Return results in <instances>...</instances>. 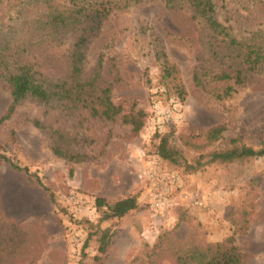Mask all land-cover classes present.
Here are the masks:
<instances>
[{
  "label": "rangeland",
  "instance_id": "rangeland-1",
  "mask_svg": "<svg viewBox=\"0 0 264 264\" xmlns=\"http://www.w3.org/2000/svg\"><path fill=\"white\" fill-rule=\"evenodd\" d=\"M212 1L216 19L234 38L264 40V0ZM76 5L0 0V116L11 102L5 75L26 64L47 82L69 81L70 55L81 35V80L94 79L101 62L95 91L109 87L121 108L120 117L108 121L92 117L81 103L25 98L0 124L1 154L28 171L0 161V264H93L97 236L89 238L85 257L82 248L96 228L112 232L100 264H175L182 250L228 241L243 264H264V157L206 158L232 140L264 149V65L251 69L186 1L113 0L99 25L87 16L81 24L54 21ZM164 54L176 68L172 82L162 73ZM222 73L231 79L214 78ZM175 81L185 87L183 101ZM123 116L139 118L140 130L132 131ZM217 127L221 136L212 141L207 133ZM163 135L178 163L155 154ZM55 147L76 158L58 157ZM152 160L176 177L159 211L150 205L151 186L137 178ZM197 162L202 166L187 168ZM129 196L137 208L120 219L95 205L97 198L112 203Z\"/></svg>",
  "mask_w": 264,
  "mask_h": 264
},
{
  "label": "trees",
  "instance_id": "trees-1",
  "mask_svg": "<svg viewBox=\"0 0 264 264\" xmlns=\"http://www.w3.org/2000/svg\"><path fill=\"white\" fill-rule=\"evenodd\" d=\"M49 2L52 0H43ZM73 5L78 3L77 0H69ZM113 0H94L93 3L89 2L86 7L85 4L76 5L74 13L69 12L68 17H64L62 14L55 16V22H61L65 25H71L70 23H83L80 20L82 17L90 18L92 23L98 24L100 18L108 15L111 10L110 5ZM168 3H175L176 1H186L188 6L199 16L206 28L212 33V36L216 39L219 37L222 41L228 42L231 48H235L238 52V57L242 59L245 64H248L251 69L256 68L259 65H264V40L260 41L261 36L252 37L251 41H239L231 35L230 29L223 25L216 19L215 5L212 0H167ZM80 6V7H79ZM87 11V13H86ZM81 15V16H80ZM80 16V17H79ZM87 16V17H86ZM91 32L96 30L95 27H90ZM85 38L81 35L76 41L73 50L70 55V71L68 80H57L55 82H47L42 79L40 73L35 71L29 65H20L14 72L5 75L6 86L11 96V102L8 105L6 111L0 116V124L8 120L14 113L16 107L25 100V98L34 99L39 103H46L52 99L67 100L77 106L81 103V107L85 108L92 117H100L108 121L115 120L120 117L121 108L111 101L110 88L99 89L94 88V82L99 75L100 64L97 63L96 73L94 79L88 81H82L81 75L83 73L84 55L81 52V48L84 46ZM158 55V53H157ZM164 61L161 68L165 78L172 81L176 80V68L170 64L163 55ZM240 75L234 76L235 81L239 80ZM217 80L231 79V76L227 73L217 75L214 77ZM174 89L176 90L177 98L180 101L185 99V91L182 82L175 81ZM230 89L225 91L224 95H228ZM139 114V113H138ZM141 116V115H140ZM122 122L132 126V131L138 132L140 130L142 121L136 116H123ZM222 130L220 128H214L209 131L208 138L212 141L217 140L221 136ZM233 144L230 148L224 150L213 151L206 156L207 161H218L233 163L237 161H244L254 158L264 157V149L254 150L251 147L244 145L237 146L236 141L232 140ZM53 153L60 158H66L73 160L76 157L63 153L59 148L55 147ZM155 154L163 161L169 163H178L179 154L177 151L171 148L168 143V135L160 137L158 143L155 145ZM0 161H5L9 166L18 171L24 172L27 175L26 169L20 168L17 164L10 161L0 152ZM196 165V166H195ZM194 166H188L187 168L196 170L202 163L197 162ZM96 208H106V217L123 218L130 211L137 208V199L135 196L124 197L112 203H107L103 199L97 198L95 202ZM97 236V255L92 257L93 264H100L106 250L110 244L112 232L110 229L104 228L102 230L97 229L94 233H90L85 240L82 248L87 247L89 238ZM84 257L86 254L84 253ZM175 264H243L240 252L233 245L228 243H217L212 246H207L205 249L188 248L178 253Z\"/></svg>",
  "mask_w": 264,
  "mask_h": 264
},
{
  "label": "built area",
  "instance_id": "built-area-1",
  "mask_svg": "<svg viewBox=\"0 0 264 264\" xmlns=\"http://www.w3.org/2000/svg\"><path fill=\"white\" fill-rule=\"evenodd\" d=\"M154 160L146 164V166L137 173V178L151 186L150 205L153 210L159 211L163 209L168 187L176 183V177L174 174L172 175L161 171Z\"/></svg>",
  "mask_w": 264,
  "mask_h": 264
}]
</instances>
